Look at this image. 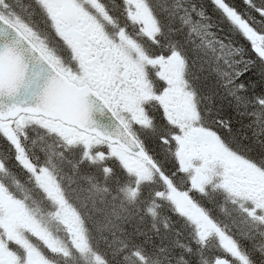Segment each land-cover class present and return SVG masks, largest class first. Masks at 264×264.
Returning <instances> with one entry per match:
<instances>
[{"label": "snow or ice", "instance_id": "6c2138e0", "mask_svg": "<svg viewBox=\"0 0 264 264\" xmlns=\"http://www.w3.org/2000/svg\"><path fill=\"white\" fill-rule=\"evenodd\" d=\"M0 264H264V0H0Z\"/></svg>", "mask_w": 264, "mask_h": 264}]
</instances>
